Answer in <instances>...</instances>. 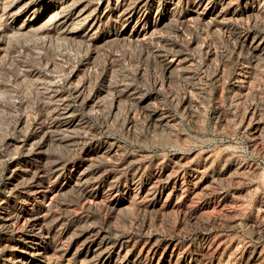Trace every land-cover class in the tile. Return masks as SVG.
Segmentation results:
<instances>
[{
  "label": "rangeland",
  "instance_id": "obj_1",
  "mask_svg": "<svg viewBox=\"0 0 264 264\" xmlns=\"http://www.w3.org/2000/svg\"><path fill=\"white\" fill-rule=\"evenodd\" d=\"M0 264H264V0H0Z\"/></svg>",
  "mask_w": 264,
  "mask_h": 264
}]
</instances>
